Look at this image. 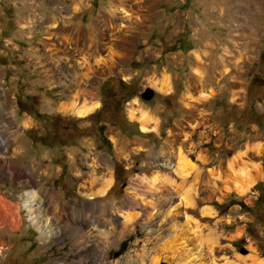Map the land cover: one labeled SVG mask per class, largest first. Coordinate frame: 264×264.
I'll use <instances>...</instances> for the list:
<instances>
[{
    "label": "rangeland",
    "instance_id": "374dc122",
    "mask_svg": "<svg viewBox=\"0 0 264 264\" xmlns=\"http://www.w3.org/2000/svg\"><path fill=\"white\" fill-rule=\"evenodd\" d=\"M122 3L84 0L69 13L65 7L74 5L73 0H0V140L5 141H0V264L82 262L81 245L68 233L42 241L21 203L25 190L21 182L30 179L35 189L39 185L55 188L78 208L115 204L145 217L137 203L151 200L159 189L145 188L140 175L150 154L164 145L171 129L180 130L181 125L180 141H186L184 147L207 174L197 194L200 203L192 206L200 209L199 230L185 223L183 213L176 216L182 224L179 232L189 230V252L194 253L185 264H262L264 202H257L264 189V0H158L147 18L126 2L132 18L122 23L127 27L125 34L134 38L128 45L130 56L105 74L87 77V65L95 69L103 65L97 56L82 64L86 52L72 45L75 53L67 52L62 36L74 34L79 26L90 27L96 34L105 25L101 14L117 13L114 7ZM141 6L146 10L147 4ZM97 18L98 25L91 27ZM66 21L69 31L60 25ZM104 42L116 49L109 58L126 50V43ZM49 45L55 50H49ZM164 76L171 80L168 92L160 90ZM148 87L154 90L149 100L142 97ZM84 88L92 94L82 95L78 107L91 100L99 102L97 107L84 115L67 112L66 95H78ZM189 89L196 96L211 94L199 106L205 112L201 126L185 105ZM130 110L138 111V119L145 112L157 122L144 131L139 120L129 117ZM245 149L246 159L261 170L253 168L255 181L241 194L209 174H217ZM200 155L205 161L198 159ZM110 176L113 182L108 190L97 193L101 180ZM94 177L100 181L83 188L82 183ZM183 192L193 196L188 188L181 197ZM129 196L134 202L128 201ZM230 200L243 201L255 210ZM180 201L177 195L176 202ZM14 222H19L18 228ZM250 223L252 231H248ZM159 225L156 218L149 229ZM143 226L142 219H136L120 238L122 225L116 226L114 236L108 237L110 248L96 264L142 260L143 253L129 252L148 236ZM177 231L164 232L162 240L175 242ZM161 243L156 240L154 246L161 258H167L159 264H173L170 248ZM144 264H150L148 259L144 258Z\"/></svg>",
    "mask_w": 264,
    "mask_h": 264
},
{
    "label": "bare ground",
    "instance_id": "6f19581e",
    "mask_svg": "<svg viewBox=\"0 0 264 264\" xmlns=\"http://www.w3.org/2000/svg\"><path fill=\"white\" fill-rule=\"evenodd\" d=\"M157 1L158 0H124L123 5L122 1L118 0V3L121 2L122 4L115 5L114 10L115 12L118 11L117 13L111 14L103 12V14H101L100 18H103L102 20L105 21V25L103 27H99L96 31V34L91 31L92 28L90 27L79 26L74 34H71L73 33L72 31L67 34H63L62 45L64 49L71 54H74L75 52L73 48H70V45L86 52L87 55H84V58H82L81 61L84 65L86 64L85 60H88L89 57L94 58L97 56L98 63H101L103 66L95 69L94 66L87 65L89 67V74H87V77L93 74H105L108 71L121 66L123 61H125L126 58L130 56L131 50L129 49L128 45L134 43V38L126 35L124 32L127 28L126 24L122 23L123 21L125 22L124 18H132V12L128 10L129 8L125 6V3L130 2L131 7L137 8L138 11H143V16L147 18V15L153 14ZM73 4L74 5L72 6L69 5L65 7V12L70 13L72 10L79 9V4H84V0H73ZM142 4H147L146 10H143V7L141 6ZM98 21V18L97 20H94L91 27L98 25ZM116 21H119L120 23ZM67 22L68 21L60 25H62L66 31H69V26L66 25ZM56 27H59V24L58 26L54 25V28ZM72 29L75 28L71 27V30ZM81 37H84L83 43L80 42ZM45 39L49 38L46 37ZM107 39L110 41H118V43H126V50L123 52L118 50L114 57L109 58L116 51V49L114 48V45L110 46L109 43L104 42V40ZM46 44L50 43L46 42ZM109 47L110 50L108 55H104L103 51H106ZM47 48H50V45ZM49 50L55 49L50 48ZM53 54L54 53H51V55H49L53 57ZM196 62L201 64L199 61ZM102 67H105L106 70H103ZM198 67H201V65ZM194 79L196 80L197 78L195 77ZM193 83L194 81L192 80L191 84L194 85ZM160 84V90L162 92H168L172 88L171 80L168 76H164L160 80ZM188 92H190V94H184V96L187 97L185 105L191 113V119L194 118L196 122L200 121L199 126H201L203 123L202 120L205 119V112L200 109L199 106L201 104H205L211 97V94L203 92L196 96L191 93L190 89ZM91 94V89L88 88H84L82 93H79L78 95L67 94V99L64 102L66 104L65 109L67 112L72 111L74 113H78L79 115H84L91 112L97 107L99 103L98 101H84L78 107L79 100L82 98V95L90 97ZM137 113L138 111L130 110L129 117L134 120H139L141 122V128L144 131L152 129L150 123L157 122V120L154 119L151 114L145 112H142L141 117L138 119ZM195 126L197 127L198 124H195ZM179 129L180 130L171 129L169 131L164 145H162L159 149L154 150L150 154V162L147 163L146 169L140 175V178L143 181H146V184L144 185L145 188L154 186L156 189H159V194L153 196L151 200L144 199L141 203H137L140 206L141 215H146L145 217H140L139 213L134 214L130 213L129 211H123L120 206L115 204H111L110 208L107 206V204H104L103 206L100 204L97 206H87L85 204L82 208H78L72 205L74 202L72 203L71 200L66 201L65 198L55 188L45 189L39 185L41 187L38 186V188L36 187L37 189H35L31 187L32 185L34 186L35 183L33 180L30 181V179L23 183L21 182L25 189L20 196L21 203L28 212V220L39 231L42 241L49 242L50 239L54 238L55 236L60 238L61 234L66 232L70 235L69 237L71 240L81 245V264H96L98 262V257H100L104 251L110 248L108 237L111 234L114 236L116 226L122 225V230L118 236L120 238L122 234L125 235L127 233L129 229V223L132 222L134 224L136 219H142L144 229L149 230L148 236L144 239L143 244H139V241H137L131 247L129 252L130 254H138V252H141L144 254V258L148 259L150 264H159L162 258H167V256H163L161 258L160 254L157 253L158 250L155 247V242L156 240H161V244L163 246L167 245L168 248H170V258H172V261H174L173 264H179L180 262V264H185V262L189 263L190 260L188 258L194 254L189 252L191 248L189 230L184 229L185 231L179 232L182 224L178 223L176 216L180 213H183L186 217L185 223L195 224L198 228L197 230H199L201 213L198 211H200V209L194 210L192 206L199 205L200 203V199H198L197 194L202 189L201 186L205 182L207 174L204 173L202 167L191 158L190 150L184 147V145L187 144L186 141H180V135L184 132V125H181ZM187 139H189V137ZM4 142V140L1 141V143ZM178 143L180 146L176 147L175 144ZM246 149L245 151L235 154L227 162V164L223 166L224 168L217 172V174L213 171H211L212 174H209L216 175L217 181L223 182L226 187L231 185L237 192L241 194H246L250 186L255 181V176L252 174L253 168H260L259 165L254 166V164L250 163V161L246 159V154H248V152L246 153ZM198 159L205 161L203 155H200ZM99 181V178L94 177L93 179L87 180L86 182L84 181L82 185L83 188L89 186L92 187ZM112 182V176L106 179L104 178L103 182L101 180L100 183L103 186L98 190L97 193L104 194L108 190L109 186H111ZM186 188L193 192L192 197L189 196L190 192H183L181 197V192ZM147 190H149V188ZM94 195L95 194H87L89 197H95ZM177 195H180L181 198L179 203L176 202ZM132 198V196H129L128 201L134 202ZM181 206L185 208L183 209ZM207 212H209V210H207ZM156 218H159L160 221L159 228L156 230L149 229L153 220ZM18 223L14 222V226L17 228L19 227ZM171 229H175V231L176 229L178 230L176 232V236L173 238L175 242L172 243V238L162 240L163 233L170 232ZM2 252L3 244L0 242V253ZM144 258H141L142 260L131 259L129 263L144 264ZM173 259H176L177 261ZM259 260L262 264H264V257L259 258ZM73 264L79 263L74 262Z\"/></svg>",
    "mask_w": 264,
    "mask_h": 264
},
{
    "label": "trees",
    "instance_id": "16d2710c",
    "mask_svg": "<svg viewBox=\"0 0 264 264\" xmlns=\"http://www.w3.org/2000/svg\"><path fill=\"white\" fill-rule=\"evenodd\" d=\"M116 169H117V166H116ZM261 202L262 203L264 202V189H262V192L260 193V196L258 198V202H257L258 205ZM236 203L240 204L242 206V208H244V209H246L248 211H254L255 210V207L251 208V207L247 206V204H245V202H243V201L230 200V204H236ZM252 229H253V224L250 223L248 225V231H252ZM259 248H260L262 256H264V244H259Z\"/></svg>",
    "mask_w": 264,
    "mask_h": 264
},
{
    "label": "water",
    "instance_id": "95a60500",
    "mask_svg": "<svg viewBox=\"0 0 264 264\" xmlns=\"http://www.w3.org/2000/svg\"><path fill=\"white\" fill-rule=\"evenodd\" d=\"M154 96V90L150 87L146 88V90L142 93V97L144 99H151Z\"/></svg>",
    "mask_w": 264,
    "mask_h": 264
}]
</instances>
